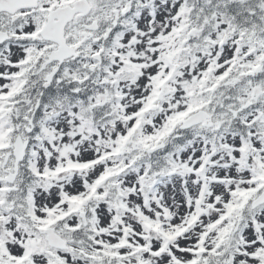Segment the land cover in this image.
I'll list each match as a JSON object with an SVG mask.
<instances>
[{
    "label": "snow or ice",
    "instance_id": "obj_1",
    "mask_svg": "<svg viewBox=\"0 0 264 264\" xmlns=\"http://www.w3.org/2000/svg\"><path fill=\"white\" fill-rule=\"evenodd\" d=\"M0 264H264V0H0Z\"/></svg>",
    "mask_w": 264,
    "mask_h": 264
}]
</instances>
